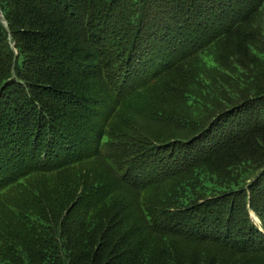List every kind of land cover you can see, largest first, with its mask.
Here are the masks:
<instances>
[{
	"label": "trees",
	"instance_id": "trees-1",
	"mask_svg": "<svg viewBox=\"0 0 264 264\" xmlns=\"http://www.w3.org/2000/svg\"><path fill=\"white\" fill-rule=\"evenodd\" d=\"M0 264H264V0H0Z\"/></svg>",
	"mask_w": 264,
	"mask_h": 264
},
{
	"label": "rangeland",
	"instance_id": "rangeland-1",
	"mask_svg": "<svg viewBox=\"0 0 264 264\" xmlns=\"http://www.w3.org/2000/svg\"><path fill=\"white\" fill-rule=\"evenodd\" d=\"M206 1H210V0H206ZM208 5V4H207ZM150 18H153V16L154 15H157V17L158 16H160V14L159 13H157V12H155V11H153V13L151 12L150 13ZM159 18V17H158ZM164 21V20H163ZM156 23H157V21H156ZM153 24L154 23H150L149 24V26L147 27V33L148 34H142L143 36L145 35V37H141L142 39L140 40V42H142V41H147V43H149V44H151V45H148V47H143L141 50H140V52L141 53H145L143 56H145L146 55V58L145 59H143V60H141L140 62H142L143 63V72H144V76H146L144 79H146V78H150L151 76H150V73L152 72H154V71H152V69H153V66L152 65H150V60H151V57L152 56H150L151 55V53H154V54H157L158 56H159V58H163L164 60L169 56V55H171V54H173L174 52L170 49V47H169V44H171L170 42H168V43H166V42H161V41H158V39L157 40H153V39H150L151 37L152 38H154V37H156L157 36V34H155L154 36L153 35H151L152 33H151V31H153V30H155V31H158V30H162V31H164L162 28H161V24H162V21H161V23H157V24H159L158 26H159V29H158V26H156L155 25V28L153 27ZM157 27V28H156ZM258 33V32H257ZM202 36H204V35H200L199 36V38L198 39H202L201 37ZM161 39V38H160ZM162 40V39H161ZM180 48H183V47H180ZM180 48H178L177 50H176V52L174 53V57L176 58L180 53H182V51L183 50H181ZM105 49H108L107 47L105 48ZM149 50H151V51H149ZM147 54H149V55H147ZM242 52L239 54V57H240V59L242 58ZM154 56V55H153ZM157 56V57H158ZM245 60H247L246 58H244ZM223 60H227V58L226 57H224V59ZM229 62V61H228ZM152 64H154V61H152ZM223 65V67L224 68H226L227 69V67H228V63H224V64H222ZM118 65H115L113 68H111V66L110 67H108V69H112L111 71H114L115 70V68L117 67ZM88 69V67L86 68V66H84V68H83V70L84 71H86ZM110 71V72H111ZM151 71V72H150ZM156 71V70H155ZM231 71L232 72H234L235 71V69H231ZM97 74H98V72L97 71H95V72H93V78L90 80V81H87L86 82V84H85V86H84V88L85 89H87V97H90L91 99H89V104H90V106H84L83 104H82V102H81V100L79 99V98H76V97H72V98H68V101L67 102H70L69 103V109H72V113H73V111L75 112H77V115L78 116H80V115H82L83 117H81L80 116V118H83L80 122L81 123H84V124H86V125H89L90 126V128H91V130H93V129H95V128H93V127H96L97 125H99V124H101V123H103V120H104V118H105V115H108V113L111 111V109H112V102H111V99L109 100V99H107V98H105V93L103 92V90L105 91L107 88L109 89V92H113V87H114V89L116 88V87H118V88H121V85L123 84V77H124V75H125V72L123 71V72H121V74H119L118 76L117 75H115V73L114 72H112L111 73V78H109V75H110V73L109 74H107L105 77H107V80L105 81V79H104V81H103V76L101 77V79H97ZM174 78H176V75H175V77ZM97 79V80H96ZM229 78L227 77L226 78V80H228ZM101 80V81H100ZM173 85V84H172ZM172 87V86H171ZM107 89V90H108ZM115 90H117V88L115 89ZM174 91H176V89L174 90ZM177 93L178 92H176L175 93V95H177ZM177 97V96H176ZM181 102H182V100H180V101H177L176 100V102L174 101H171V100H169L165 95H164V93H162L160 96H159V98H158V100H157V106H156V110H155V113L156 114H158V111L157 110H164V111H167V113L169 114V115H173L174 114V116L176 115V114H178L179 112H176L175 110V107L174 106H176V108L178 109L179 108V106L178 105H180L181 104ZM174 105V106H173ZM175 109V110H174ZM183 114H185V113H179V115H183ZM77 116V117H78ZM80 120V119H79ZM140 120H141V118H140ZM141 122H143V121H141ZM80 123V124H81ZM135 125H136V127H139V128H141L142 127V125L143 124H141V123H138V122H135L134 123ZM133 124V126H130V128H131V130L135 127V125ZM67 126L68 127H71L68 123H67ZM178 129H180V127H179V125H178ZM82 130V129H81ZM83 131V130H82ZM188 131V130H187ZM79 135H81V134H79ZM203 134L202 133H200V134H198V132L195 134V138L194 139H192L193 141H195V140H197V139H204V136H202ZM172 136H174V139L175 140H177V138L178 137H183V136H180V135H177L176 133L174 134V135H172ZM90 138H91V135H90ZM173 141V142H176V141ZM159 155H160V153H159ZM150 169V168H149ZM252 217H253V214H252ZM253 223L255 224V225H258V226H260V224H258L257 222H256V219L255 218H253Z\"/></svg>",
	"mask_w": 264,
	"mask_h": 264
},
{
	"label": "bare ground",
	"instance_id": "bare-ground-1",
	"mask_svg": "<svg viewBox=\"0 0 264 264\" xmlns=\"http://www.w3.org/2000/svg\"><path fill=\"white\" fill-rule=\"evenodd\" d=\"M257 221H258V219L257 218H255Z\"/></svg>",
	"mask_w": 264,
	"mask_h": 264
}]
</instances>
